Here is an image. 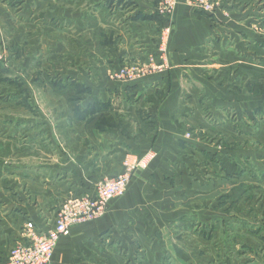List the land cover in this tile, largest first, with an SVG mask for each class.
<instances>
[{
	"label": "crops",
	"instance_id": "crops-1",
	"mask_svg": "<svg viewBox=\"0 0 264 264\" xmlns=\"http://www.w3.org/2000/svg\"><path fill=\"white\" fill-rule=\"evenodd\" d=\"M160 1L0 0V29L25 53L23 63L45 64L43 53L67 64L64 74L21 77L16 105L33 114L0 120V264L27 224L46 232L68 198L93 193L126 159L150 161L104 217L61 238L50 264H157L165 256L212 264L214 249L199 243L214 245L227 220L242 224L243 245L264 243V222L234 217L222 208L238 200L224 194L225 205L217 194L222 185L261 181L253 174L264 154L219 142L264 147V37L251 29L264 19V0H218L216 15L175 0L163 55L169 20ZM150 63L158 69L135 80L111 77ZM36 90L45 102L35 96L29 104Z\"/></svg>",
	"mask_w": 264,
	"mask_h": 264
},
{
	"label": "rangeland",
	"instance_id": "rangeland-1",
	"mask_svg": "<svg viewBox=\"0 0 264 264\" xmlns=\"http://www.w3.org/2000/svg\"><path fill=\"white\" fill-rule=\"evenodd\" d=\"M218 1V0H217ZM220 2V7L214 12L216 15L220 10L223 8V2ZM213 14V15H214ZM226 14V13H225ZM227 15V14H226ZM1 27V26H0ZM2 28V27H1ZM252 31L255 33L257 36H263L264 37V19L260 20L259 23H255L253 26L251 25ZM1 30V29H0ZM11 34V33H10ZM31 45V43H30ZM20 47L15 43L11 36L9 35V32L5 30L0 31V61L3 62L4 66L6 69H8V72L0 75V120H8L12 119L14 121L17 120L18 116L25 114V117H31L33 113L26 112L24 113V108L27 109L26 107H19L16 105L17 101L10 100L11 96H14L18 88H20L21 82V77L24 79L28 77L29 74L32 73L33 75H36L37 72H41L42 74H47V73H57L58 74H64L66 73V63L59 58L58 63L56 64H50L43 58V53H40L39 60H44L43 62L45 64H29V63H23L21 61L22 55L19 56V53L21 52ZM26 49V50H25ZM26 54L31 55V47L24 48ZM52 63V62H51ZM236 70H235V72ZM29 82L32 80H28ZM261 85L263 86L264 84V77L260 80ZM252 84V83H251ZM12 85V86H10ZM23 85V84H22ZM30 87V84H27ZM22 87V86H21ZM30 88H35L34 86H31ZM5 94V96H3ZM32 96H28V103L31 104L33 101L31 99H35L38 102L43 99L44 101V95L41 94L40 90H36V95H33L34 93L31 92ZM33 99V100H34ZM45 102V101H44ZM73 102V100H72ZM27 105V103H25ZM28 110V109H27ZM46 113L47 115L48 112L43 111V113ZM21 118V116H20ZM235 118V115L232 116V120ZM236 136V135H235ZM221 137H226L225 135H221ZM235 139H238L235 137ZM237 141V140H234ZM241 140L238 139V142H232V144L227 145L225 143V138L219 142V145L222 147L221 149H224V147H230V148H246L247 150L255 151L257 152L256 155L264 154V147H260L261 151L259 152L258 145L256 144L255 141L250 142L248 145L244 144ZM219 146V147H220ZM262 159V158H261ZM260 166H257L259 170L264 169V160L259 162L258 164ZM255 171V173H259L262 171ZM254 176V175H253ZM255 177V176H254ZM257 178V180L261 181H239V182H234L232 186L230 185H222L220 188H218V199L220 197H223L220 199V203H225L227 204V198H225L224 194L231 196L234 195V201L238 200V203L234 202L232 205L233 206H224L223 205V210H229L232 211V215L234 217H242V216H249V217H255L254 219L262 220L264 222V206L262 203H264V188L261 191L257 190V188H254V186H261L264 183H259V182H264L262 179ZM249 185H252L253 188L248 191L249 189L247 188ZM264 186V185H263ZM237 199V200H236ZM219 200L217 201V203ZM229 204V203H228ZM221 205V204H219ZM230 205V204H229ZM220 210L218 211V213ZM224 225H226V230ZM242 224L237 223V221H230L227 220L223 223V226L221 225L220 231L222 233H219L221 237H219V240L215 239V246L211 245L210 243L206 244L204 241L199 243V246L202 244L203 248L207 249H214L216 255L212 256L213 260L211 261L212 264H264V243L259 242V240L256 241V245H259V247L255 248L253 246L248 247L245 246L241 243V236L243 231L239 230L238 228H241ZM225 230L226 235L222 237L223 232ZM230 237H234L236 241ZM227 238V239H225ZM257 238V237H256ZM205 239V238H204ZM233 243L235 245H233ZM239 243L240 246L237 244ZM180 246H183L180 245ZM235 246V247H234ZM239 246V247H238ZM258 255V256H257ZM259 255L261 256V259L259 260ZM140 258V257H139ZM159 258V257H158ZM159 262V263H158ZM157 262V264H178L179 262H176L174 260V257H161L160 260Z\"/></svg>",
	"mask_w": 264,
	"mask_h": 264
},
{
	"label": "built area",
	"instance_id": "built-area-1",
	"mask_svg": "<svg viewBox=\"0 0 264 264\" xmlns=\"http://www.w3.org/2000/svg\"><path fill=\"white\" fill-rule=\"evenodd\" d=\"M189 2L197 11L207 15H213L220 7V2L217 0H189ZM175 6V0H161L159 3L160 15L169 20L168 25L160 31L158 51L161 55L167 52L173 29ZM157 69L158 67L153 63L126 65L114 72L111 77L115 80L132 81ZM149 161L147 158L138 162L126 159L123 162V172L116 177L100 181L93 193L68 198L60 206L54 226L46 232L37 230L32 223L27 224L22 233L24 240L16 243L10 250L5 264H50L61 238L69 236L74 226L104 217L110 202L126 194L134 175Z\"/></svg>",
	"mask_w": 264,
	"mask_h": 264
},
{
	"label": "trees",
	"instance_id": "trees-1",
	"mask_svg": "<svg viewBox=\"0 0 264 264\" xmlns=\"http://www.w3.org/2000/svg\"><path fill=\"white\" fill-rule=\"evenodd\" d=\"M7 72H8V69H6V67L4 66L3 62L0 61V74H5V73H7ZM15 98H16V95L11 96V97L8 98V99H10V100H15ZM75 101H76V100H75ZM244 172H245V171H242L241 174L244 173ZM253 175H254L255 177H258V178L264 180V171L259 172V173H254Z\"/></svg>",
	"mask_w": 264,
	"mask_h": 264
}]
</instances>
